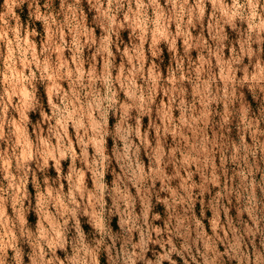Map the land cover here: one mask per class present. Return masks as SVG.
Returning a JSON list of instances; mask_svg holds the SVG:
<instances>
[{"label":"clouds","instance_id":"9594fccd","mask_svg":"<svg viewBox=\"0 0 264 264\" xmlns=\"http://www.w3.org/2000/svg\"><path fill=\"white\" fill-rule=\"evenodd\" d=\"M262 165L264 0L0 2V264H264Z\"/></svg>","mask_w":264,"mask_h":264},{"label":"rangeland","instance_id":"374dc122","mask_svg":"<svg viewBox=\"0 0 264 264\" xmlns=\"http://www.w3.org/2000/svg\"><path fill=\"white\" fill-rule=\"evenodd\" d=\"M0 2H2V0H0ZM147 122H145V124H146ZM111 142L109 143V150L111 151ZM262 167H264V165H262ZM113 168H115V164H113ZM117 172H118V169L116 170ZM116 178V172H112L111 173V175H110V177H109V179H108V183L109 184H111V182H112V179H115ZM206 210V209H205ZM154 211H161V213L163 214V212H162V206H156L155 208H154ZM34 218H30V224H34ZM113 229L115 230V231H118V228L116 227V221L115 220H113ZM86 231H87V234H88V237H89V239L91 240L92 239V237H93V235H94V233L90 230V229H86Z\"/></svg>","mask_w":264,"mask_h":264}]
</instances>
